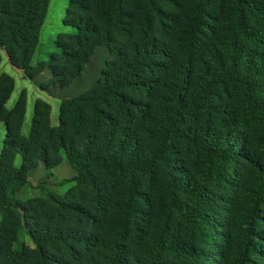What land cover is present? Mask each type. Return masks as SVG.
I'll return each mask as SVG.
<instances>
[{"label": "trees", "instance_id": "obj_1", "mask_svg": "<svg viewBox=\"0 0 264 264\" xmlns=\"http://www.w3.org/2000/svg\"><path fill=\"white\" fill-rule=\"evenodd\" d=\"M186 1L69 0L73 32L33 65L48 0H0V62L28 80L65 89L108 49L55 126L34 101L26 136L0 74V264H264V0ZM62 154L71 201L16 197Z\"/></svg>", "mask_w": 264, "mask_h": 264}, {"label": "rangeland", "instance_id": "obj_2", "mask_svg": "<svg viewBox=\"0 0 264 264\" xmlns=\"http://www.w3.org/2000/svg\"><path fill=\"white\" fill-rule=\"evenodd\" d=\"M69 0H48V5L39 31V39L37 48L32 58V64L38 62H47L51 54L56 52L55 40L61 33H72V28L63 25V18ZM188 2V0L186 1ZM184 3V2H183ZM108 60V49L105 46H97L94 49L93 55L85 64L82 73L75 78L72 83L65 89H58L49 85L50 72L44 70L34 80H28L22 73L12 66L6 60V57L1 53L0 74L5 73L13 78L14 87L6 102V108L10 109L18 99L20 93L25 94L26 106L21 134L27 135L29 122L31 118L32 105L35 100L40 99L47 102L50 106L49 123L51 126L56 125L58 106L60 100L66 97L77 96L87 90H90L99 80L101 72L105 69ZM40 85L47 86L45 90L40 88ZM4 136V127L0 124V150ZM19 158H16L15 164L18 165ZM76 173L70 167L66 158L62 154L61 163L52 168L44 169L39 165L36 169L28 173V182L16 194V197L22 201L38 199L43 202L54 205L55 201L69 202V194L74 191L76 182L74 181ZM77 202V200H72ZM159 200L155 198V203ZM153 213V212H152ZM146 217V222L143 225V237L154 235L152 228L155 224L154 214ZM132 250L136 246L131 245Z\"/></svg>", "mask_w": 264, "mask_h": 264}]
</instances>
